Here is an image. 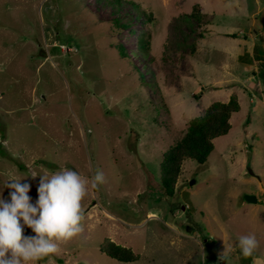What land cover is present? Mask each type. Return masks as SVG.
I'll list each match as a JSON object with an SVG mask.
<instances>
[{
	"label": "rangeland",
	"instance_id": "374dc122",
	"mask_svg": "<svg viewBox=\"0 0 264 264\" xmlns=\"http://www.w3.org/2000/svg\"><path fill=\"white\" fill-rule=\"evenodd\" d=\"M129 1L153 24L107 0H0V192L10 201L5 184L21 179L34 203L40 175L67 168L89 178L84 230L36 264H252L237 238L255 233L264 257V84L252 76L264 58V0ZM196 4L209 18L202 28L182 18ZM147 27L144 57L137 35ZM233 93L241 111L231 131L205 164L184 162L166 197L163 154ZM97 170L105 183L93 188ZM24 235L35 233L25 226ZM107 238L140 259L109 258Z\"/></svg>",
	"mask_w": 264,
	"mask_h": 264
},
{
	"label": "clouds",
	"instance_id": "9594fccd",
	"mask_svg": "<svg viewBox=\"0 0 264 264\" xmlns=\"http://www.w3.org/2000/svg\"><path fill=\"white\" fill-rule=\"evenodd\" d=\"M9 181L12 183L7 182L5 186L13 189L9 193L10 201L0 192V264H36L58 253L61 243L84 230L81 202L87 194L89 178L67 168L40 175L38 198L34 203L29 195V183H21V179ZM103 183L105 174L97 170L91 177V187ZM25 226L35 235H24ZM237 241L242 255L251 257L252 264H264V257L255 254L260 247L255 233L240 235ZM227 251L225 244L220 258H226Z\"/></svg>",
	"mask_w": 264,
	"mask_h": 264
},
{
	"label": "trees",
	"instance_id": "16d2710c",
	"mask_svg": "<svg viewBox=\"0 0 264 264\" xmlns=\"http://www.w3.org/2000/svg\"><path fill=\"white\" fill-rule=\"evenodd\" d=\"M108 4L114 8H120L128 4L137 13L135 18L145 19L146 24H153L154 17L142 10L139 4L129 0H107ZM134 16L129 15L125 22L116 20L118 29L127 28ZM182 18L193 20L202 28L209 24L207 14L201 10V6H193L192 12L183 15ZM152 28H143L138 33V51L147 57L152 52L153 32ZM203 36V34H202ZM236 38L235 35L231 36ZM121 57H126L127 53L122 45L116 46ZM258 45L255 52H258ZM258 59L263 57L257 56ZM264 67V65H263ZM241 111L239 97L233 93L228 102H214L200 117L191 119L188 123L185 135L175 145L171 146L162 156L160 163V179L165 195L173 198L176 194L177 185L183 172V164L186 160H193L199 164H205L210 155L215 150V140L229 134L232 129L231 118ZM100 251L111 259L122 263H134L140 259L131 248L121 246L111 239H105L100 246ZM214 257V256H213Z\"/></svg>",
	"mask_w": 264,
	"mask_h": 264
},
{
	"label": "crops",
	"instance_id": "0c3cea01",
	"mask_svg": "<svg viewBox=\"0 0 264 264\" xmlns=\"http://www.w3.org/2000/svg\"><path fill=\"white\" fill-rule=\"evenodd\" d=\"M237 38V37H236ZM255 47V46H254ZM255 63H257L256 65H254V71L255 72H253L252 74V76L256 79V80H258L256 77H259V75L260 74H262L263 72H264V70H262V71H260V69H259V65L261 64V65H264V58H261V59H257L256 61H255ZM257 71V72H256ZM255 74V75H254ZM256 76V77H255ZM251 78H249V80H250ZM259 85H261L260 83H257V86L259 87ZM262 85H263V83H262ZM231 96V95H230ZM229 101V99L226 101V102H228ZM239 101H240V99H239ZM240 104H241V101H240ZM179 233V232H178ZM194 234V236L196 235V233H193ZM194 239H196L195 237H194ZM197 240V239H196ZM209 240H207V239H205V242H208ZM210 242H212V241H210ZM219 261L220 260H216V263H219Z\"/></svg>",
	"mask_w": 264,
	"mask_h": 264
},
{
	"label": "water",
	"instance_id": "95a60500",
	"mask_svg": "<svg viewBox=\"0 0 264 264\" xmlns=\"http://www.w3.org/2000/svg\"><path fill=\"white\" fill-rule=\"evenodd\" d=\"M255 75V74H254ZM256 77V76H255ZM258 80H261L264 84V72L262 74L259 75V77H256ZM247 202L249 203H256L257 202V198L253 197V196H247L246 197Z\"/></svg>",
	"mask_w": 264,
	"mask_h": 264
}]
</instances>
